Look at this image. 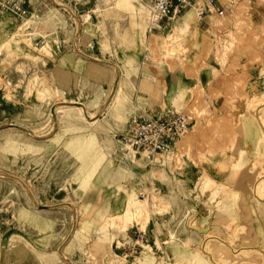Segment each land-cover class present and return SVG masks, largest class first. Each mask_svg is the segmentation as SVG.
<instances>
[{
    "label": "rangeland",
    "instance_id": "obj_1",
    "mask_svg": "<svg viewBox=\"0 0 264 264\" xmlns=\"http://www.w3.org/2000/svg\"><path fill=\"white\" fill-rule=\"evenodd\" d=\"M217 2L222 13L207 5L198 19L189 7L153 25L143 22L151 0H27L35 24L18 23L16 35L0 13V264H165L167 248L158 240V252L147 244L138 261L120 251L132 226L146 230L172 204L156 178L169 180L187 163L213 157L232 160L230 173L239 179L264 174V88L248 95L243 72L263 67L264 78V0ZM28 23L44 35L42 48L20 40ZM54 40L67 51L58 59ZM164 67H219L214 78L225 86L192 89L180 110L191 117L188 129L170 152L122 161L114 133L128 113L165 107ZM106 79L110 87L96 97ZM131 164L133 170L124 166ZM190 186L215 198L245 185L229 189L203 173ZM139 198L141 213L131 211ZM228 203L216 200L220 208ZM247 203L252 215L231 216L227 225L235 226L238 246L232 264H264V247H256L260 201Z\"/></svg>",
    "mask_w": 264,
    "mask_h": 264
},
{
    "label": "crops",
    "instance_id": "obj_2",
    "mask_svg": "<svg viewBox=\"0 0 264 264\" xmlns=\"http://www.w3.org/2000/svg\"><path fill=\"white\" fill-rule=\"evenodd\" d=\"M195 3L201 4L204 7L207 6L205 0H195ZM41 5L42 4H40L39 7H41ZM215 5L219 6L220 3L216 1ZM30 13L32 12L30 11ZM6 15L12 19V29L15 30L14 34L16 35L19 24L14 17L9 14ZM171 20L165 23H169ZM32 21L33 20L30 18L31 23H33ZM20 40L24 44L29 45V42L23 36H20ZM73 47L76 49L75 44H73ZM61 51V49L55 50L53 54L54 59H58L67 53V51ZM68 52L70 51L68 50ZM67 68L69 71H74L75 69L74 67ZM213 68L219 69V67H164L162 82L164 87L165 107L159 106L146 114L181 112L180 110H182L192 98V89L198 85L206 88L212 83L213 87H224V81H220L219 83L216 82ZM262 68L263 67L244 68L243 72L249 75L244 85L245 92L248 95L264 88V78L261 73ZM241 71L240 69L239 72ZM159 82L160 86H162L161 81ZM117 85L118 80L115 83V87H117ZM96 87L99 89L94 93L95 96L103 97L106 94L105 90L110 87L109 79L102 81L101 85H96ZM121 87H124V85H121ZM218 98L223 100L224 96L221 94ZM55 104L56 101H53L51 104L52 111H54L53 106ZM84 107L87 108V104H85ZM132 114H134V112L128 113L122 127L114 133L117 143V134L124 128ZM55 116L56 115L53 114L54 119ZM233 163L232 160L227 161L226 159L223 160L213 157L211 160H201L199 164L193 162L187 163V165L184 166L183 172L176 171V176H173L174 178L170 177L169 180L165 179V181H161L156 178L154 180L156 189L163 191L164 195L169 196L170 199H172V204H170L169 209L163 214L156 213L152 216V220L146 227V230H143L146 234L148 243H142L144 247L141 253L131 260L138 261L146 250L147 244L150 246V249L155 248V252H158L156 243L158 240L164 249L167 248L164 250L165 264H199L200 262L204 264H232L236 260L238 246L231 238V233L235 226L232 224L230 228H227V225H231L232 223L231 216H243L250 213L251 209L247 201L254 199L260 201V220L257 219L260 223L258 222L259 227L256 226L258 232V244H256V247H264V174L255 182L247 178L239 179L232 176L230 173ZM124 166L126 168L132 167V170L136 167L132 164ZM260 167L263 168L264 163L261 164ZM203 173H206L210 181L226 185L229 189H232L237 182L245 186L243 190L239 191L236 195L229 190L219 193L215 198L212 197L213 194L210 191H194L191 186L192 191L189 192L190 182L197 181V179L203 176ZM176 179L179 180V185ZM253 183L257 184V186L255 185L254 191H251L250 185ZM148 187L150 189L152 187L151 179L148 180ZM184 192L188 194H184ZM227 198L229 199L228 205L223 208L218 207L216 200H224ZM132 199L135 198H130L129 201ZM238 200L241 201L239 207L237 205ZM248 215H252V213ZM139 230L142 229L138 226H132L128 231L129 240L125 241L122 246L131 241ZM246 248L253 251L251 250L253 246H248ZM120 251L121 256L124 257L121 248ZM176 254H179V260L176 259ZM159 255L160 254H158L157 257H161ZM156 259L158 261V258Z\"/></svg>",
    "mask_w": 264,
    "mask_h": 264
},
{
    "label": "built area",
    "instance_id": "obj_3",
    "mask_svg": "<svg viewBox=\"0 0 264 264\" xmlns=\"http://www.w3.org/2000/svg\"><path fill=\"white\" fill-rule=\"evenodd\" d=\"M216 1L205 0V4L210 5L217 13H222L223 8L221 5H215ZM151 4L153 25L165 23L189 7H195L198 19H202L206 13L204 6L196 4L195 0H151ZM0 13L9 14L18 23L23 24H26L30 18L27 0H0ZM35 34L36 27L28 23L25 30L20 31L19 36L29 40L31 45L42 48L45 45V37ZM62 47L61 41H53L55 50H60ZM190 120L191 117L186 112L134 113L117 134L116 154L122 161L144 159L149 162L155 155L174 147L176 141L186 133ZM142 243H148V241L145 232L139 230L131 241L121 247L124 257L127 259L137 257L144 247Z\"/></svg>",
    "mask_w": 264,
    "mask_h": 264
},
{
    "label": "bare ground",
    "instance_id": "obj_4",
    "mask_svg": "<svg viewBox=\"0 0 264 264\" xmlns=\"http://www.w3.org/2000/svg\"><path fill=\"white\" fill-rule=\"evenodd\" d=\"M151 7V11L148 13H146V14H144V16H143V22L145 23L146 22V19H149V23H153V20H152V5L150 6ZM141 29H143V26H141ZM150 29V28H149ZM143 31V30H142ZM141 31V33H144V32H142ZM154 35V34H153ZM153 38V37H152ZM152 38H150V39H152ZM166 39V38H165ZM164 39V40H165ZM152 40H154L155 41V39H152ZM166 41V40H165ZM150 42H151V40H150ZM164 41H162V43H163ZM153 43V42H152ZM154 43H156V42H154ZM167 43V42H166ZM165 43V44H166ZM152 45H154V44H152ZM168 48V50L167 51H170L171 50V48L170 47H168V45H166L165 46V48ZM79 105V104H78ZM80 108L82 107V106H79ZM168 152H170V150H168ZM207 179H208V177H207ZM145 206V203L143 202V199H141V198H139L137 201H136V203H135V205H133V206H131L130 207V210L131 211H136V210H138V213H141L140 212V210L141 209H143V207ZM148 217V216H147Z\"/></svg>",
    "mask_w": 264,
    "mask_h": 264
}]
</instances>
